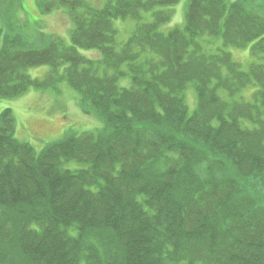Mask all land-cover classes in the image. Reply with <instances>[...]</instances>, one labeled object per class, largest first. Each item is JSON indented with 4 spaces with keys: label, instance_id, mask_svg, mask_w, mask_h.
I'll list each match as a JSON object with an SVG mask.
<instances>
[{
    "label": "trees",
    "instance_id": "trees-1",
    "mask_svg": "<svg viewBox=\"0 0 264 264\" xmlns=\"http://www.w3.org/2000/svg\"><path fill=\"white\" fill-rule=\"evenodd\" d=\"M179 2L40 0L69 11V46L0 31V100L64 79L104 124L38 154L0 114V264H264V64L223 48L264 59V0H190L164 33L160 8ZM115 20L137 22L121 45ZM45 65L42 81L26 72Z\"/></svg>",
    "mask_w": 264,
    "mask_h": 264
},
{
    "label": "rangeland",
    "instance_id": "rangeland-1",
    "mask_svg": "<svg viewBox=\"0 0 264 264\" xmlns=\"http://www.w3.org/2000/svg\"><path fill=\"white\" fill-rule=\"evenodd\" d=\"M40 0H0V27L3 42L5 37L23 36L25 39L41 46V35L57 36L63 39L66 45H72L71 31L73 23L69 11L63 9L45 14L39 7ZM110 0H87L92 6L104 7ZM232 2L237 0H230ZM259 3L261 0H255ZM190 0H180L177 5L166 6L160 9L170 10L173 14L172 20L162 25L161 30L165 32L182 27L185 24L186 11ZM144 20H152L151 13H143ZM118 31V44L126 43L132 36L137 22L115 20L114 25ZM223 47L222 40L218 42ZM232 54L233 59L246 71L253 63H263L264 59L254 57L249 48L238 49L234 47H223ZM80 53L90 59L97 58V51L79 50ZM99 57V56H98ZM50 67L40 66L29 68L26 72L33 79L43 80L50 72ZM121 88L131 86L130 78L119 81ZM250 92H245L248 98ZM186 103L192 113L196 108V99L193 88L186 93ZM5 109L12 111L16 119L15 137L25 143H29L39 154L50 143L59 141L67 134L95 133L100 131L104 124L95 116L83 113L80 105V97L66 80H61L57 87L46 91L30 89L24 96L8 100H0V114ZM64 168L68 170H79L84 168L77 162H67Z\"/></svg>",
    "mask_w": 264,
    "mask_h": 264
}]
</instances>
